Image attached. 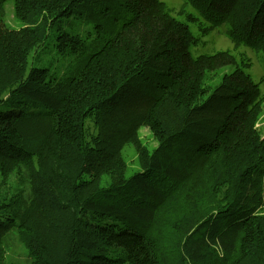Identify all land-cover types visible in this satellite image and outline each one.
<instances>
[{
	"label": "trees",
	"instance_id": "16d2710c",
	"mask_svg": "<svg viewBox=\"0 0 264 264\" xmlns=\"http://www.w3.org/2000/svg\"><path fill=\"white\" fill-rule=\"evenodd\" d=\"M224 25L264 66V0H0V264L12 234L21 264H264V91L247 55L191 52Z\"/></svg>",
	"mask_w": 264,
	"mask_h": 264
},
{
	"label": "rangeland",
	"instance_id": "374dc122",
	"mask_svg": "<svg viewBox=\"0 0 264 264\" xmlns=\"http://www.w3.org/2000/svg\"><path fill=\"white\" fill-rule=\"evenodd\" d=\"M168 4L169 7L178 10L182 7L185 0H162ZM177 18L182 21H187L185 17H181L176 15ZM6 22L13 28H19L21 26V22L14 18V9L11 2H7L6 4V15H5ZM191 30L195 35L199 34V28L195 24L189 23ZM62 27L64 29L69 30H78L79 32L83 33L86 29L85 21L82 19L81 14H73L71 17L65 19L62 22ZM227 28L226 25L221 27L218 30L212 31L207 36L204 37V40L200 42L197 46H192L191 52L193 56H197L198 54L203 53H214L219 50H230L235 56L239 57V54H245L252 60V66L247 71L255 78L256 81L261 83V88L264 91V66H263V55L253 52L248 47H241L239 50L234 49V44L232 40L228 37L225 33V29ZM55 40V34H51L50 39L47 42V45L42 47L39 52L35 53L31 58V65H35L38 67H45L49 69L52 73L56 70H63L64 67L68 64L70 60H72V56L64 55L58 50H54L53 42ZM231 70V68H227ZM221 77V76H220ZM220 77H216V83L213 84L215 86ZM264 133V113L257 124ZM141 136L143 140L151 147L156 145V141L151 135L150 129L148 127H143L141 129ZM123 156L127 162L128 170L127 176H131L134 172L140 169L138 160H137V153L135 148L131 145H127L123 149ZM264 210V209H263ZM8 246L10 247L9 255L12 256L13 259H16V264H21L28 260V256L25 253L24 248L18 242L16 236L14 234L9 235L6 239Z\"/></svg>",
	"mask_w": 264,
	"mask_h": 264
}]
</instances>
